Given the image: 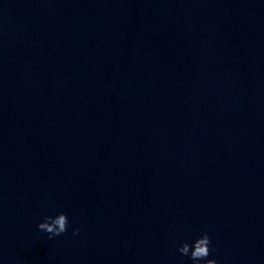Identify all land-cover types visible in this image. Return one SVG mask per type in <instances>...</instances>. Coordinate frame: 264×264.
<instances>
[{"label":"water","instance_id":"1","mask_svg":"<svg viewBox=\"0 0 264 264\" xmlns=\"http://www.w3.org/2000/svg\"><path fill=\"white\" fill-rule=\"evenodd\" d=\"M203 231L264 264V0H0V264H190Z\"/></svg>","mask_w":264,"mask_h":264},{"label":"clouds","instance_id":"2","mask_svg":"<svg viewBox=\"0 0 264 264\" xmlns=\"http://www.w3.org/2000/svg\"><path fill=\"white\" fill-rule=\"evenodd\" d=\"M36 227L49 238L60 236L71 230L73 236L79 235L81 228L74 225L69 214L63 209L45 214L37 221ZM213 248L212 239L207 231L201 232L191 240H181L177 251L186 256L190 264H219L218 259L211 255Z\"/></svg>","mask_w":264,"mask_h":264}]
</instances>
